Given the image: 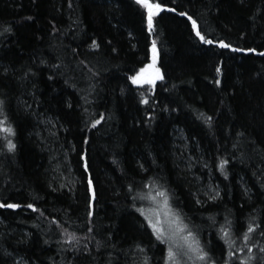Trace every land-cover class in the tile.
<instances>
[{"label":"trees","instance_id":"1","mask_svg":"<svg viewBox=\"0 0 264 264\" xmlns=\"http://www.w3.org/2000/svg\"><path fill=\"white\" fill-rule=\"evenodd\" d=\"M147 1L0 0V264H264V0Z\"/></svg>","mask_w":264,"mask_h":264},{"label":"rangeland","instance_id":"2","mask_svg":"<svg viewBox=\"0 0 264 264\" xmlns=\"http://www.w3.org/2000/svg\"><path fill=\"white\" fill-rule=\"evenodd\" d=\"M140 1V0H139ZM144 6V2H141ZM147 3L151 4L147 1ZM152 12V25L153 18L158 15L162 8L156 7L157 5L151 4ZM148 18L150 9L145 7ZM158 59L157 52L152 51L151 62L142 68L133 78L132 83L138 87H149L153 88L158 82L163 80V74L159 68L156 67V62ZM153 65V66H152ZM207 194L214 193L215 189L211 186L207 187ZM149 223L153 229L161 235L164 240H166L170 246L172 257H185L189 264H197L194 262V250L189 242L187 234L183 233L181 228L178 226L175 218L172 216V212L167 208L165 204L154 205L151 211H148ZM147 216V217H148ZM173 251V252H172ZM187 256V257H186ZM197 260V259H196Z\"/></svg>","mask_w":264,"mask_h":264},{"label":"snow or ice","instance_id":"3","mask_svg":"<svg viewBox=\"0 0 264 264\" xmlns=\"http://www.w3.org/2000/svg\"><path fill=\"white\" fill-rule=\"evenodd\" d=\"M140 2H144V4H145V7H147V8H149L150 9V11H149V18H148V23H149V27H151V25H152V12H151V8L153 7L151 4H149V3H147V0H140ZM157 8L159 7L158 5L156 6ZM209 43H210V41H209ZM153 47H155V45L153 46ZM221 47H226V45H221ZM10 131V130H9ZM162 195V194H161ZM169 256H170V258H171V256H172V253L171 252H169ZM202 258V257H201Z\"/></svg>","mask_w":264,"mask_h":264},{"label":"water","instance_id":"4","mask_svg":"<svg viewBox=\"0 0 264 264\" xmlns=\"http://www.w3.org/2000/svg\"><path fill=\"white\" fill-rule=\"evenodd\" d=\"M153 66V65H152Z\"/></svg>","mask_w":264,"mask_h":264}]
</instances>
